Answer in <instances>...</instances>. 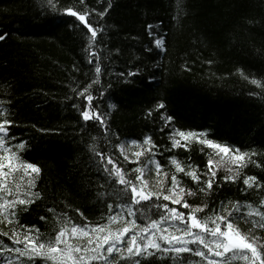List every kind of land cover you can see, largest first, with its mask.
<instances>
[{"label": "trees", "instance_id": "16d2710c", "mask_svg": "<svg viewBox=\"0 0 264 264\" xmlns=\"http://www.w3.org/2000/svg\"><path fill=\"white\" fill-rule=\"evenodd\" d=\"M59 6L96 10L89 20L103 32L94 45L89 47L90 33L74 17L44 12L46 0H0V35L6 34L0 40V101L14 121L10 128L17 140L11 143L25 141L18 150L21 158L41 169L32 189L39 195L31 197V204L16 206L19 224L35 226L48 240L65 224L107 222V205L115 211L121 186L101 174L93 148L114 153L118 166L134 179L129 170L146 164L151 153L130 164L115 146L124 144L132 156L141 148L130 141L151 136L159 146L153 149L155 159L168 172L165 187L175 173L170 156L186 170L199 165L198 174L209 158L218 159L216 150L195 140L187 149L171 148L169 133L175 129L255 153L235 181L222 179L231 173L221 166L207 194L190 177L175 173L186 190L196 192L185 197L190 205L207 204L198 215L219 211L221 202L251 203L264 211V88L251 83L255 78L264 84V0H59ZM161 36L162 49L154 43ZM86 48L99 54V84L91 91L107 120V138L94 121L80 116L86 102L77 92L96 78ZM161 102L162 109L157 107ZM168 116L173 119L167 121ZM150 167L146 178L152 183ZM249 176L262 186L244 185ZM13 177L26 187L16 173L7 179ZM16 195L23 198L22 192ZM0 196L16 199L3 191ZM237 224L242 232L251 226L243 220ZM12 227L0 223L10 233ZM255 231L264 237V230ZM0 242L11 243L2 235ZM4 255L15 259L13 253Z\"/></svg>", "mask_w": 264, "mask_h": 264}, {"label": "snow or ice", "instance_id": "6c2138e0", "mask_svg": "<svg viewBox=\"0 0 264 264\" xmlns=\"http://www.w3.org/2000/svg\"><path fill=\"white\" fill-rule=\"evenodd\" d=\"M79 3L84 4V0H79ZM95 11V9L89 11L86 6L84 9L72 6L60 7L59 0H46L44 8V12L48 14L74 17L75 23L83 25L90 33L89 47L96 43L98 32H103V28L94 27L89 20L91 12ZM98 15L103 17L105 12H99ZM5 35H0V40L5 39ZM154 43L157 48L162 49L163 37H157ZM85 50L90 57L88 63L95 64L96 78L77 92V96L83 97L86 102L80 110V116L86 122L94 121L107 138L109 132L107 120L100 111V106L94 104L96 97L91 91L93 84H99L101 73L99 54L95 49ZM128 75L134 73L129 72ZM251 83L264 88V84L258 79H251ZM100 95H104L102 90ZM72 106L75 107V104ZM157 107L164 108L163 102ZM9 115L10 108L5 107L4 102L0 101V191L16 196V199L11 200L0 196V223L13 225L11 233L0 229V235L8 237L11 241L10 244L0 242L3 264H36L37 259L43 261V264L49 262L50 264H94V262L95 264H144V261L152 264V261L157 259L166 262L170 260L172 264H264V237L259 236L255 231L264 230V211L259 207L254 208L251 203L242 206L239 202L227 204L221 202L219 211L212 210L200 216L198 214L204 212L208 207L207 204L190 205L185 197L194 196L196 192L192 189L186 190L175 174L183 173L190 177L194 183L202 185L199 191L207 194L212 190L216 182L217 170L221 166L231 173L222 179L235 181L238 178V169L246 165L247 159L255 155L254 152H244L238 147L233 149L230 145L202 139L193 131L175 129L169 133L171 148L187 149L188 142L195 140L216 150L218 159L209 158L205 166L206 170H201L198 174L199 165L193 167L189 164L186 170L175 156H170L168 159L170 164L174 165L175 173L171 176V183L165 187L164 178L168 176V172L163 171L165 164L155 159L156 153L153 149L159 146L151 136L144 137L142 142L136 139L130 141L132 145H139L141 148L132 153V156L128 155L124 144L115 146L123 160L130 164L138 163L141 156L151 153L146 164L129 170L130 173H135L134 179L118 166L114 153L96 151L93 148L94 155L98 157L94 162L97 163L101 174L121 186V196L117 197L115 211L112 203H109L106 223L80 225L69 221L71 227L65 224L56 233L54 239L46 240L41 239L40 231L35 229V226L19 224L15 211L17 204H31L34 202L31 197L39 195L32 189L36 186L35 180L41 169L38 165L21 158L18 150L25 147V141L11 143L17 138L11 132L10 126L14 121L7 118ZM166 119L171 121L173 117L168 116ZM144 145L147 147L145 148ZM233 165L235 168L232 167ZM150 166H154L155 179L152 183L146 178L151 171ZM13 173L19 175L26 187L22 188L20 183H16L15 177L12 180L7 179L13 176ZM202 177L206 179L202 180ZM254 183L256 188L262 186L256 183L255 176L243 180V184L248 188L253 187ZM20 192L23 193V198L16 195ZM260 205L264 207V199L260 201ZM242 208L245 210L242 211ZM182 209L190 210L185 212ZM239 220L250 223L247 232L240 230L237 224ZM17 224L19 228L16 227ZM4 253H13L15 259H9ZM192 257H199L200 260H193ZM141 258L144 260L142 261Z\"/></svg>", "mask_w": 264, "mask_h": 264}]
</instances>
